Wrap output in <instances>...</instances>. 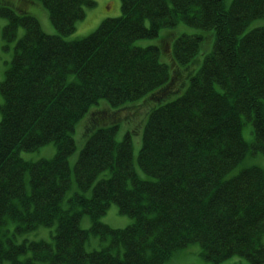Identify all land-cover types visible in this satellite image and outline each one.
Returning a JSON list of instances; mask_svg holds the SVG:
<instances>
[{"label": "trees", "instance_id": "obj_1", "mask_svg": "<svg viewBox=\"0 0 264 264\" xmlns=\"http://www.w3.org/2000/svg\"><path fill=\"white\" fill-rule=\"evenodd\" d=\"M15 1L0 0L4 38L15 39L18 27L24 28L0 81V264H163L195 242L213 262L237 254L249 264H264L258 242L264 231V172L250 166L229 176L245 156L264 153V25L243 32L264 16V0H230L227 7L224 0H120V16L72 41L63 37L91 0H36L55 35L44 33L27 13L28 0ZM177 22L213 30L214 41L184 92L148 115L138 163L152 180L136 178L129 135L116 141L118 120L101 110L90 119L93 130L73 170L77 188L91 187V196L74 194L70 201L80 210L63 209L74 124L100 100L117 107L147 93L171 94L159 47L134 41ZM202 39L177 37L175 60L194 59ZM69 73L75 82H66ZM246 122L250 143L242 137ZM50 142L56 152L49 160L25 161L18 154ZM105 170L108 176L96 180ZM110 202L132 224L113 230L98 223ZM81 213L92 220L86 230L78 224ZM8 222L18 232L56 224L53 242L15 243L6 236ZM91 233L108 238L109 246L86 252ZM119 247L120 255L112 251Z\"/></svg>", "mask_w": 264, "mask_h": 264}, {"label": "rangeland", "instance_id": "obj_2", "mask_svg": "<svg viewBox=\"0 0 264 264\" xmlns=\"http://www.w3.org/2000/svg\"><path fill=\"white\" fill-rule=\"evenodd\" d=\"M17 1L18 0H16L15 2ZM92 1L93 4L91 6L84 7L83 18L75 22L74 30L70 34L64 36V40L72 41L86 37L91 34L98 27L100 22L105 18H114L118 17L121 14L120 0ZM229 2L230 0H224V5L227 7L229 5ZM24 3L27 4V2ZM26 6L27 13L36 18L44 33L54 35L56 34V29L50 21L47 10L39 1L28 0V4ZM6 24V18L0 17V81L3 79L4 72L10 64L16 39L19 38L24 32V28L22 26H19L16 31L15 39L7 41L3 36V30ZM146 25H148V21L146 22ZM262 25H264V16L252 20L245 27L243 32ZM181 34H200L204 36V39H202V41L200 42L196 60L193 61L192 64H179L173 56V42ZM213 41V30H204L198 27L187 25L183 22H178L171 27L160 28L157 35L154 37L139 38L134 41V44L137 46L157 45L160 48V61L165 62L169 66V71H171V79L169 83L166 84V86L172 91V93H167V90L165 89L164 91H161L157 94V98L143 95L132 102H128L127 105L117 107L109 106L104 100H100L98 101L97 105H94L91 108L92 110L90 109V113L88 115H83V117L76 122L74 131L72 133V136L75 140V149L68 156L70 183L61 200V206L63 208H71L74 211L80 210L78 206H74L70 201L75 193L80 192L74 180L73 166L78 158L84 141L89 134L85 133L84 129L87 126H90V119L101 110L105 111V115H111L113 118H116L118 120V123L120 124L115 133L116 141H120L126 131H129L131 133L132 165L136 176L142 180H151L153 178L139 167L137 161L138 152L141 146L143 127L147 118V114L152 110V108L173 100L184 92L189 83V77L193 75V73H195L196 69L198 68L199 62H202L204 56L210 51ZM75 80L76 78L72 74L67 77V82H73ZM242 136L244 140L248 142L251 141L252 133L249 122L243 124ZM55 152L56 147L52 142L47 143L33 151L18 150V154L22 159L33 162L40 159L49 160L53 157ZM252 165L261 168L264 172V153L258 152L255 153L252 157H246L243 161L237 164L235 168L232 169L229 176L235 174L241 168L249 167ZM102 175H108V172ZM102 175L99 176V178L102 177ZM24 180L26 192L29 193L30 186L29 176L27 173L25 174ZM82 194L87 198L90 197L91 187L82 191ZM99 221L101 224H106L110 228L120 229L131 224L133 218L128 215L119 213L117 205L114 202H110L105 213L99 218ZM90 225V216L86 213L80 214L79 226L82 229H87L90 227ZM15 227L16 224L14 222H8L6 224V228L8 229L6 236L13 240L15 243L22 242L23 240H26V242L48 241L52 243V236L54 235L56 224H52L50 226L39 225L36 229L20 232L16 231ZM260 242L264 244V232L260 237ZM108 245V238L102 239L98 234L91 233L85 243V250L87 252H91L93 250H99L101 248L108 247ZM29 255L30 251L28 250L25 254L21 255V258L23 259L29 257ZM7 263L8 262L5 260L1 264ZM41 264H46V262H42ZM163 264H249V262L245 257L237 254L232 255L219 262H213L203 256L202 247L199 243L195 242L173 253L171 257Z\"/></svg>", "mask_w": 264, "mask_h": 264}, {"label": "bare ground", "instance_id": "obj_3", "mask_svg": "<svg viewBox=\"0 0 264 264\" xmlns=\"http://www.w3.org/2000/svg\"><path fill=\"white\" fill-rule=\"evenodd\" d=\"M91 1H92V0H91ZM92 2H93V1H92ZM87 7H88V6H87ZM83 12H84V10H83ZM83 16H84V14H83ZM119 16H120V15H119ZM82 18H83V17H82ZM82 18H80V19H82ZM114 18H116V17H114ZM105 19H106V18H105ZM102 21H103V20H102ZM102 21H101V22H102ZM101 22H100V23H101ZM146 22H147V21H145V25H146ZM98 26H99V25H98ZM74 27H75V26H74ZM97 28H98V27H97ZM97 28H96V29H97ZM96 29H95V30H96ZM95 30H94V31H95ZM94 31H93V32H94ZM158 31H159V30H158ZM93 32H92V33H93ZM157 33H158V32H157ZM22 35H23V34H22ZM22 35H21V36H22ZM89 35H90V34H89ZM181 35H182V34H181ZM185 35H187V34H185ZM21 36H20V37H21ZM179 36H180V35H179ZM179 36H178V37H179ZM20 37H19V38H20ZM19 38H17V39H19ZM17 39H16V40H17ZM173 43H174V42H173ZM154 46H157V45H154ZM142 47H144V46H142ZM172 53H173V47H172ZM160 54H161V51H160V48H159V59H160ZM173 56H174V55H173ZM195 60H196V58L192 59V60L189 61L188 63L192 64V62L195 61ZM202 60H203V59H202ZM162 63L166 64L165 62H162ZM188 63H187V64H188ZM201 63H202V62H199V64H198V68L200 67ZM187 64H185V65H187ZM166 65H167V64H166ZM167 66H168V65H167ZM198 68L196 69V71L198 70ZM196 71H195V72H196ZM168 73H169V79H168V83H169V81H170V79H171V71H169V66H168ZM71 74L74 75L75 78H76V75H75L74 73H69L68 76L71 75ZM193 74H194V73H193ZM68 76H67V77H68ZM191 76H192V75H191ZM75 81H76V80H75ZM66 82H67V78H66ZM188 84H189V83H188ZM187 86H188V85H187ZM145 95H148V93L145 94ZM148 97H150V96L148 95ZM134 100H136V99H134ZM134 100H132V101H134ZM132 101H128V102H132ZM161 101H162V100H161ZM161 101H160V102H161ZM128 102H126V103L123 104V105H127ZM130 104H131V103H130ZM123 105H120V106H123ZM152 109H153V108H152ZM149 113H150V112H149ZM149 113L147 114V118H146V120H145V123H146V121H147V119H148V115H149ZM85 114L88 115V112H86ZM85 114H84V115H85ZM82 117H83V116H82ZM82 117H81V118H82ZM145 123H144V125H145ZM75 124H76V123H75ZM75 124H74V126H73L72 131H71V137H72V138H73L72 133H73V131H74ZM119 126H120V124L118 123V125H117V129H118ZM250 126H251V125H250ZM117 129H116V131H117ZM143 129H144V128H143ZM92 130H93V129H92L90 126H87V127L84 129L85 133H89L88 136L92 133ZM116 131H115V133H116ZM251 133H252V127H251ZM124 134H125V135H126V134L129 135V137H130V143H131V133H130L129 131H126ZM124 134H123V136H124ZM142 136H143V133H142ZM114 137H115V135H114ZM242 137H243V136H242ZM122 138H123V137H122ZM252 138H253V136H252ZM73 140H74V138H73ZM245 141H246V140H245ZM251 141H252V139H251ZM251 141H249V142L246 141V142L250 143ZM74 143H75V140H74ZM141 143H142V140H141ZM140 147H141V146H140ZM74 149H75V147H74ZM139 150H140V149H139ZM72 152H73V151H72ZM72 152H71V153H72ZM71 153H70V154H71ZM79 153H80V152H79ZM70 154H69V155H70ZM138 154H139V152H138ZM53 156H54V155H53ZM252 156H253V155H252ZM244 159H245V157H244L241 161H243ZM25 161H27V160H25ZM137 161H138V158H137ZM241 161H240V162H241ZM31 162H33V161H31ZM75 162H76V161H75ZM240 162H239V163H240ZM67 163H68V158H67ZM239 163H238V164H239ZM74 164H75V163H74ZM131 164H132V148H131ZM138 165H139V163H138ZM68 166H69V164H68ZM236 166H237V165H236ZM236 166H235V167H236ZM252 166H254V165H252ZM132 167H133V165H132ZM139 167H140V165H139ZM235 167H234V168H235ZM249 167H250V166H249ZM140 168H141V167H140ZM141 169H142V168H141ZM241 169H242V168H241ZM69 170H70V169H69ZM73 170H74V166H73ZM142 170H143V169H142ZM133 171H134V168H133ZM143 171H144V170H143ZM231 171H232V169L229 171V173H231ZM104 172H105V171H103L101 174H103ZM144 172H145V171H144ZM145 173H146V172H145ZM134 174H135V176H136L135 171H134ZM136 178H138V177L136 176ZM138 179H139V178H138ZM140 180H141V179H140ZM95 182H96V180L94 181V183H95ZM79 191H80V190H79ZM76 194H82V191L75 193V195H76ZM82 196H84V195L82 194ZM84 197H85V196H84ZM85 198H86V197H85ZM71 199H72V198H71ZM71 199H70V200H71ZM71 203H72V202H71ZM72 204H73V203H72ZM108 206H109V205H108ZM108 206H107V207H108ZM107 207H106V209H107ZM65 209H67V208H65ZM106 209H105V211H106ZM105 211H104V213H105ZM104 213H103V214H104ZM81 214H82V213H81ZM103 214H102V215H103ZM121 214H122V213H121ZM102 215H101V216H102ZM125 215H127V214H125ZM101 216H99V218H100ZM128 216H129V215H128ZM99 218H97V222H98V223H100ZM133 220H134V219H133ZM132 222H133V221H132ZM78 224H79V221H78ZM100 224H101V223H100ZM131 224H132V223H131ZM91 225H92V220H91ZM91 225H90V227H91ZM102 225L107 226L106 224H102ZM129 225H130V224H129ZM129 225H128V226H129ZM79 227H80V226H79ZM90 227H89V228H90ZM107 227H108V226H107ZM126 227H127V226H126ZM80 228H81V227H80ZM108 228H109V229H113V230H120V229H123V228H120V229H114V228H110V227H108ZM124 228H125V227H124ZM81 229H82V228H81ZM87 229H88V228H87ZM83 230H86V229H83ZM263 232H264V231H263ZM263 232H262V233L260 234V236H259V239H258V242H259V243H260V237H261V235L263 234ZM88 238H89V237H88ZM87 240H88V239H87ZM87 240H86V241H87ZM85 243H86V242H85ZM108 246H109V245H108ZM104 248H107V247H104ZM84 249H85V245H84ZM180 249H182V248H180ZM99 250H100V249H99ZM178 250H179V249H178ZM178 250H176V251H178ZM85 251H86V250H85ZM93 251H98V250H93ZM112 251H113V252L116 251V253L120 255V254H122V247H119L117 250H112ZM86 252H87V251H86ZM91 252H92V251H91ZM172 254H173V253H172ZM172 254H171V255H172ZM171 255H170V256H171ZM170 256H169V257H170Z\"/></svg>", "mask_w": 264, "mask_h": 264}]
</instances>
